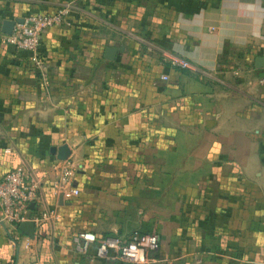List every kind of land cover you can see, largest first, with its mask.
<instances>
[{
	"label": "crops",
	"instance_id": "obj_1",
	"mask_svg": "<svg viewBox=\"0 0 264 264\" xmlns=\"http://www.w3.org/2000/svg\"><path fill=\"white\" fill-rule=\"evenodd\" d=\"M154 2L0 0V23L66 10L35 51L0 39V174L22 166L49 178L64 146L78 190L53 198L40 186L31 237L0 223V264H127L97 257L95 243L77 253L83 230L156 234L145 264L264 263V84L253 67L264 0ZM128 14L136 33L125 32ZM106 23L125 34L106 40Z\"/></svg>",
	"mask_w": 264,
	"mask_h": 264
},
{
	"label": "built area",
	"instance_id": "obj_2",
	"mask_svg": "<svg viewBox=\"0 0 264 264\" xmlns=\"http://www.w3.org/2000/svg\"><path fill=\"white\" fill-rule=\"evenodd\" d=\"M66 10L63 7L55 8L52 12L38 13L29 12L22 15V20L15 23L9 34L0 32L3 43L22 51H35L39 45L40 35L46 29L57 26L64 21ZM172 65L179 68H188L189 63L183 58H173ZM39 70H43L40 61L34 62ZM166 79L165 75L160 76ZM259 85L264 84V68L257 78ZM72 166L66 159L60 160L50 170V177L46 174H36L22 166L13 167L0 174V222L17 226L25 220L36 221L30 218L28 209L30 203L38 198L40 186L47 188L51 197L57 195L69 199L78 194V190L70 184ZM53 214L52 209L49 210ZM264 226V218L262 221ZM74 246L77 253H85L89 243H95V255L105 257L108 253L127 264H145L147 254L157 250L158 240L152 232L132 231L126 237L115 235L97 236L91 231H78L73 236ZM24 243V247H27ZM264 264V263H263Z\"/></svg>",
	"mask_w": 264,
	"mask_h": 264
},
{
	"label": "water",
	"instance_id": "obj_3",
	"mask_svg": "<svg viewBox=\"0 0 264 264\" xmlns=\"http://www.w3.org/2000/svg\"><path fill=\"white\" fill-rule=\"evenodd\" d=\"M22 18L21 17H15L12 19H3L0 23V31L4 34H9L12 26L15 23H19L21 22ZM116 52V48L115 47H110V46H105L103 48V57L105 59H112L114 54ZM253 67L256 69H262L264 68V49L262 50L261 54L256 56L253 59ZM54 149H51V152H53ZM67 158V152L65 151V147L64 146H60L57 148V152H56V159L57 160H64ZM61 197V196H59ZM33 203H30L29 206H32ZM2 224V222H0ZM18 230H20L21 232H23L25 235L31 237L33 235V231H34V224L33 221L31 220H25L20 222L17 225Z\"/></svg>",
	"mask_w": 264,
	"mask_h": 264
},
{
	"label": "rangeland",
	"instance_id": "obj_4",
	"mask_svg": "<svg viewBox=\"0 0 264 264\" xmlns=\"http://www.w3.org/2000/svg\"><path fill=\"white\" fill-rule=\"evenodd\" d=\"M154 1L155 0H145V2L147 3L148 7H151V6L154 7V3H155ZM135 16H136V18H134ZM101 17H103V19L106 22L109 21L108 23H110L112 26L125 27V22H124L123 17L121 15L112 16L110 18V20L108 18V15H106V14L105 15H101ZM127 18H132V19H130L131 21L128 22L126 27L129 24H130L131 27L133 25V27L127 29L125 32L130 33V34L136 33L137 31H136L135 28L139 29V26L136 24V22L138 23L137 14H131V16H129V14H128ZM111 25H109V24L107 25V23H106V24H104L103 27H100L98 29V33L101 36H103L106 40L109 39V38L113 39L114 38L113 36L116 34L115 32H120L122 35L125 34V33L121 32V31H117V29H114Z\"/></svg>",
	"mask_w": 264,
	"mask_h": 264
},
{
	"label": "trees",
	"instance_id": "obj_5",
	"mask_svg": "<svg viewBox=\"0 0 264 264\" xmlns=\"http://www.w3.org/2000/svg\"><path fill=\"white\" fill-rule=\"evenodd\" d=\"M17 228V226H15Z\"/></svg>",
	"mask_w": 264,
	"mask_h": 264
}]
</instances>
